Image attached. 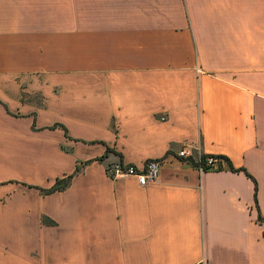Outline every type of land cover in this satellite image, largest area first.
<instances>
[{"label":"crops","instance_id":"obj_1","mask_svg":"<svg viewBox=\"0 0 264 264\" xmlns=\"http://www.w3.org/2000/svg\"><path fill=\"white\" fill-rule=\"evenodd\" d=\"M0 264H264V0H0Z\"/></svg>","mask_w":264,"mask_h":264},{"label":"built area","instance_id":"obj_2","mask_svg":"<svg viewBox=\"0 0 264 264\" xmlns=\"http://www.w3.org/2000/svg\"><path fill=\"white\" fill-rule=\"evenodd\" d=\"M193 147L197 149V155H193ZM180 157H193L196 167L199 170H205L218 166V157L212 154H202L198 145L188 143L182 144L177 150ZM160 160L148 159L144 166L139 168L134 164L116 162L107 167L111 176H124L134 174L139 183L145 184L148 181H154L158 178Z\"/></svg>","mask_w":264,"mask_h":264},{"label":"trees","instance_id":"obj_3","mask_svg":"<svg viewBox=\"0 0 264 264\" xmlns=\"http://www.w3.org/2000/svg\"><path fill=\"white\" fill-rule=\"evenodd\" d=\"M68 178H69V175H68V176L65 178V182H64V183H66V182H67ZM59 181H60V179H58V180L56 181V183L54 184L55 186H54V187H52V188H55V187H57L56 185H57V183H59Z\"/></svg>","mask_w":264,"mask_h":264}]
</instances>
